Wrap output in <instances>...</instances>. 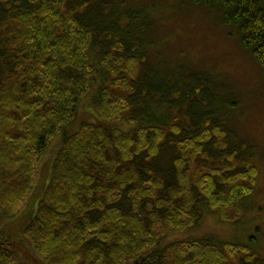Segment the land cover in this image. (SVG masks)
<instances>
[{"label": "trees", "instance_id": "16d2710c", "mask_svg": "<svg viewBox=\"0 0 264 264\" xmlns=\"http://www.w3.org/2000/svg\"><path fill=\"white\" fill-rule=\"evenodd\" d=\"M191 2L219 12L264 71L261 0ZM108 3L0 0V264H237L241 253L249 264L238 243L164 242L206 214L239 219L259 171L228 150L222 117L209 109L235 103L217 102L203 75L158 81L154 69L156 77L141 78L146 58L131 39L150 19ZM88 102L97 122L70 135ZM181 105L202 110L192 112V126L170 118ZM165 145L170 167L160 172L150 162ZM30 193L28 206L37 207L24 222Z\"/></svg>", "mask_w": 264, "mask_h": 264}, {"label": "rangeland", "instance_id": "374dc122", "mask_svg": "<svg viewBox=\"0 0 264 264\" xmlns=\"http://www.w3.org/2000/svg\"><path fill=\"white\" fill-rule=\"evenodd\" d=\"M103 1L110 2V9H113L115 4L123 10L134 11L142 17L144 14L146 19H150L147 22L150 26L144 23L143 33H135L134 39H131L135 44L132 48H137L135 54L139 53L146 58V63L140 69L141 78L144 73L147 74V79L156 77L154 69L161 73L156 77L158 81L171 78L177 81L178 78L192 79L196 75H203L211 83L203 81L200 85L215 90L217 102L228 99L227 101L235 103L229 107L220 101L209 109H213L215 117H222V121L218 122L227 133L228 150L235 151L239 160L248 159L259 171L256 189L239 205V219L223 222L215 215L206 214L196 229L170 235L164 242L209 239L214 242L238 243L249 252L250 257H246L249 264H264V71L251 53L242 48L235 28L226 25L219 12L203 5L195 6L192 0ZM261 1L264 5V0ZM92 60L94 63L96 58L92 56ZM98 68L96 66V70ZM99 82L100 74L97 70L92 94H95ZM157 100L156 97L155 101ZM201 111L196 108L192 110L194 114ZM192 112H188L186 105H181L179 109L170 112V118L177 121L186 120L191 125ZM96 122L97 117L88 102L82 106L78 120L68 132L72 135L79 130L81 124ZM118 126L121 130L129 128L122 123ZM62 140L59 136L52 142L43 159L44 163H50V159L59 151ZM215 154L212 152L211 158L213 164H218ZM171 155V148L165 145L160 155L150 164L157 171L166 172L170 167ZM39 162L35 163L36 170ZM30 195L31 193L20 206L23 210L27 209L24 222L31 219L37 207L35 202L28 206L32 197ZM11 234V239L22 242L15 232ZM243 256L244 253H241L236 257L237 264H242ZM21 257L26 262V259Z\"/></svg>", "mask_w": 264, "mask_h": 264}]
</instances>
